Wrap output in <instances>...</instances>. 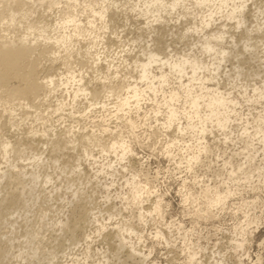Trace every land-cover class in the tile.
<instances>
[{"label": "bare ground", "instance_id": "obj_1", "mask_svg": "<svg viewBox=\"0 0 264 264\" xmlns=\"http://www.w3.org/2000/svg\"><path fill=\"white\" fill-rule=\"evenodd\" d=\"M31 1L0 0V129L4 124V126L9 124L11 127H16L30 122L28 130L17 136L16 141L7 137L0 140V159L3 161L0 164V194H2L0 195L2 197L0 227L8 221V217L5 216L8 214L6 210L28 209L27 201L32 200L36 185L42 181L45 185L53 181V173L44 169L49 161L53 162L55 169L58 165L61 166L60 163L62 164L61 173L66 175L64 177L69 185L75 182L79 185L85 184L82 179V164L76 161L72 166L67 165L64 160L60 161L59 157L50 156L54 152L59 153L63 149L80 150L81 154L96 158L92 148L97 147L101 152L115 158L114 161L110 159L96 170L94 177L97 179L98 174L108 173L109 169L113 172H120L117 167L123 170L135 169L130 160L125 163L127 155L133 153V150L121 133L120 126L117 125L125 122V125L132 130L136 121L128 117V114L133 110L137 112L143 105L141 102L147 99L152 100L151 110L154 115H163L161 122L163 129L160 132L162 134L166 132V136H169L167 131L174 126V130L182 134H178L172 140L164 139L163 145H160L161 152L177 165H183L188 172L193 171L199 161H202V153L207 152L209 147L205 138L207 132L216 129L227 136L232 133L235 121L246 118L244 125H241V136L237 139L241 144V150L236 152L244 159L243 164L247 163L246 168L243 169L241 165L236 167L232 160L226 159L224 161L226 171L222 174V181L213 187L204 185L200 189L190 190L187 179H184L181 184L182 190H179L183 204L192 199L194 204H197V211L201 210L203 218L216 219L217 213L223 210L226 200L238 194L239 182L252 183L255 176L256 179L262 177V181L259 179L262 185L248 187L253 191H259L262 186L264 188V176H262L264 173L263 4L258 5L256 0H37L39 4L45 2L49 10L58 9L57 16L52 22L33 17L32 19L34 9L29 5ZM249 1L254 3V9H250L254 18L250 26L247 24L246 12ZM114 8L120 9L124 15L127 11L132 12L142 20L143 25L139 30L148 33L143 35L141 32V35L127 39L132 46L136 44L139 47L138 53L133 56H131L133 47L122 49L120 51L122 55L111 52L120 61V65H115L113 60L116 59H113L108 61L105 70L100 66L101 55L104 52L98 49V46L102 44L107 47L108 42L104 40L103 30L115 23L108 17V12ZM81 14H84L85 21L80 18ZM173 20L175 23L181 21L187 23L179 33L181 37L188 35L193 37L191 45L185 52H179L176 48L174 50H170V47L162 48L161 45H157L160 40L154 37L147 39L149 33H155L159 25L168 24ZM19 29H21L20 33L17 32ZM9 30H12L10 37L3 34ZM113 33L119 41L123 39V37L119 38L120 33L117 30ZM86 38L88 42L82 45V41ZM139 43H143L144 46ZM246 53L260 62L262 71L257 69L253 78H258L259 83L250 84L249 81H245L250 76V70L244 71L241 65L242 57ZM127 56H131V63ZM76 58H80L79 62L84 68L88 62L91 63L87 68L94 70L93 78L100 81L101 86L95 88L90 87L89 82L87 84L83 69L76 70L77 68L73 66V61L80 64L75 60ZM231 58H235V61L237 59V63ZM44 60L52 66L44 67L45 70L41 71L39 67ZM58 60L63 67L57 69L53 65H56L55 62ZM23 61L27 64L24 65L25 67L20 64ZM227 62L232 63L230 70H227L230 72H225L230 88L222 89L220 69ZM121 65L130 66V73L135 74L122 75L123 79H121L118 75L120 73L118 68ZM111 68L114 70L111 71ZM40 72L44 74L40 76L42 74ZM14 79L19 80L20 84L12 86L9 90L6 89L10 86V80ZM239 81L241 84H238ZM239 85L238 92H243L240 95L248 104V109L256 110L259 105L260 110L253 113L249 109L243 116L239 111L243 104L234 94V89ZM59 90H63L67 97L59 96L55 104L50 103L43 108L45 99ZM158 96L160 102L156 99ZM93 113L97 115H93L89 127L85 124L81 125L80 120H77L78 116L86 118ZM4 115L8 117L7 121L4 120ZM51 115H56L58 119L47 118ZM64 118L74 121L64 130L49 129L46 125L50 121L59 122ZM182 121L184 124H181ZM38 122L42 128H37ZM109 122L117 125L111 127ZM156 135L157 132L152 131L148 133V138L152 139ZM184 135L188 136L187 140L183 139ZM174 140L177 143H173ZM34 144L36 147L41 144L51 153L44 157L45 151H35ZM259 144L263 146L261 150L263 156L259 163H255ZM179 166L176 168L179 169ZM140 172L141 170L136 168L135 173L131 174L133 179H126L132 194L119 195L122 203L136 210L132 213L142 222H147L145 220L147 217L164 218L169 207L164 195L155 188V184H151V179L148 180L147 176L144 181L140 180L139 178L143 177ZM68 174L73 176L76 174L77 178L74 176L75 178L70 179ZM197 192L199 195H195ZM152 194H155V198L148 204ZM107 197L109 198L108 195ZM259 200L257 195L251 200L242 199L243 204L241 203L237 210L242 212L243 219H239L232 227L230 245L235 250L242 249L245 254L248 253L251 244L253 228L258 227L261 221L260 216L256 214L249 216L246 210L251 203L255 204ZM95 208H83L82 213L78 214V220L72 223L73 216L71 218L67 216L61 221L56 220L55 224L51 223L57 227L58 232H61L59 233L61 239L57 235L50 234V238L48 236L46 239L42 233L47 217V211L43 209H39L43 213L38 211L39 220L36 217L38 220L36 223H25V229L20 234L13 232L16 220L8 221L12 226L11 230L2 231L3 227L0 230V264H4L7 259H10L7 264L12 263L11 259H15V264H90L89 260L94 259L95 256H97L94 259L97 260L96 264H146L153 245L148 252L143 249L147 237L142 235L137 225L125 220L111 225L109 222L105 223L106 219L98 214L99 211L95 212ZM212 209L217 210V213H212ZM20 212L19 216L22 215ZM117 212L120 215L121 211ZM114 213L108 214V221L115 216ZM200 213L196 215L200 216ZM26 217L25 220L28 222ZM86 218L93 226L92 232L89 233L83 232L87 227ZM181 224L180 222L174 225L178 226L177 234L183 244L182 263L205 264L204 260H200L199 255L206 250V247L201 246L198 240L192 243L189 230ZM172 226L171 224L170 227ZM154 229L153 235L157 243L169 244L172 241L162 228ZM166 229L170 232L168 225ZM79 231L82 232L80 237ZM62 233L63 236L67 235L65 236L67 243L64 242L65 238L62 241ZM90 233L102 236L105 240L99 253L93 254L91 251L93 241L90 243L92 239ZM133 236L137 241L133 240ZM108 237L110 238L107 241ZM82 239L84 251L79 250L80 253L75 254L77 252L74 253V250L79 248ZM15 241L18 248L14 245ZM13 247L17 248V253L13 252ZM71 254L74 256L71 260L68 259L65 263L64 260L58 262L60 258L64 259ZM257 262L259 263L255 264H262L259 258Z\"/></svg>", "mask_w": 264, "mask_h": 264}, {"label": "rangeland", "instance_id": "obj_2", "mask_svg": "<svg viewBox=\"0 0 264 264\" xmlns=\"http://www.w3.org/2000/svg\"><path fill=\"white\" fill-rule=\"evenodd\" d=\"M256 1L258 5L260 4L264 5V0H256ZM248 3H249L248 9L246 11L247 24H249L250 26L251 21L254 19L252 18L253 11H251L252 9H254L253 8L254 3L252 4V1H249ZM29 5L32 6V9H34L31 18L32 17L34 19L39 18L40 20L46 19L47 21L50 20L54 22L53 20H55L54 18H56L57 16L58 9L54 8L53 10H49L45 2L43 4H39L37 0H32L29 3ZM62 5L63 4L61 3L60 6ZM113 10L108 12V17L109 19H112L115 23H112L109 28H105L103 30L104 40L108 42L107 47L102 44L98 46L99 47L98 49L104 52V54L101 55L100 66L102 68H105V70L107 69L108 61L117 58L116 56L113 55V53H120L122 49H129L130 47L134 48V51L131 53V56H133L138 51L139 49L138 45L135 44L134 46H132L131 43L127 42V39H129L132 36L141 35L142 31H140L139 28L143 25L141 24L142 20L140 19L141 20L140 21L136 16L133 15L132 12L127 11V14L124 15V13L121 12L120 9L117 10L114 8ZM80 18L84 19V21L86 20L84 14H81ZM181 22L175 23V20H173L168 24L159 25L156 28L155 33L152 32L149 33L147 39H151V37H154L155 39L160 40L159 41L160 43L159 44L155 43V45L156 44L161 45L162 48H166V49L170 47V50L172 49L174 50L176 48L179 52L180 51L185 52L191 45L190 43L192 42L193 37L190 35H188L187 37H181L179 35L181 30H183L182 28H185L187 24L185 22L183 23V21ZM219 22L220 21H217V23ZM115 30H117L120 33L119 38L123 37L121 41H119L118 37L113 33V31ZM11 32L12 30H9V32L3 34L4 35L7 34L8 37H10ZM17 32L20 33L21 29H19V31ZM146 33L148 32L146 31L145 33L142 32L143 35ZM87 42H88V38L82 41V45H86ZM150 43H154V42H150ZM139 45L144 46L143 43H139ZM120 55L122 54L120 53ZM131 56L130 57L127 56L128 57L127 59L130 60L129 61L130 63L132 61ZM243 56L244 57H242L241 65L243 66L244 71L250 70L249 72L250 76L248 77L249 79L245 81H249L250 84H253L254 82L259 83L260 80L258 78L256 79L253 78H254V72L257 71V69L258 71H262V67L261 65H259L260 62L251 58L249 54L247 55V53L244 54ZM79 59L76 58L75 60L79 62ZM232 61L237 63L236 62L237 59L235 61V58H233ZM113 62L115 65H120V61H118L117 59L113 60ZM42 63L43 64L40 65L39 67L41 71L45 70L44 67L52 66L48 61L45 60ZM55 63L56 65H53L55 68L58 69L59 67H63V65L60 63V60H58ZM20 64L22 65V67H25L24 65H27L25 61L21 62ZM90 64L91 63L88 62L87 66L84 68L81 65V63L78 64L77 62L73 61V66L74 68H77L76 70H78L79 68L83 69V75L86 78L85 81L87 82V84L89 82L88 85L90 87L93 86L95 88H98L99 86H101V82L93 78L94 70L87 68L90 66ZM231 66L232 63L227 62L226 64L224 63L222 66L223 68L221 67L220 69L221 72L220 85L222 86V89L230 88V86L227 84L228 80H226L225 72L229 73L230 71L227 70H230ZM62 69L60 71H62ZM113 70L114 68H111V71ZM118 70L120 71V73L118 74L119 77H121L122 75H128V73H130V66L125 67V65H121L120 68H118ZM40 74L39 75L42 76L44 72H40ZM131 74L134 75L135 73L131 72L129 75ZM121 79H123V77H121ZM245 81L244 83H246ZM16 84L19 85L20 81L17 79L10 80L9 82L10 86L7 87L6 89L9 90L12 86H15ZM238 84H241V81H239ZM238 90H240V85L238 86V88L234 89L235 92L234 94H236L238 99L241 100L243 104V106L239 108V111L243 113L244 116L248 113L249 109L251 110V108L248 109L247 107L248 104L245 102L243 98H241L240 95V93L243 94V92L242 91L238 92ZM62 91L61 90L56 91V94L46 98L47 100L45 99L44 102L41 101L43 102L42 107L45 108L46 105L50 103L55 104L56 99L59 96L60 97L66 96V93ZM156 99H158V102L161 101L159 96ZM141 104L143 105L137 112L133 110L128 114V117L134 118L136 121L135 127L132 130L127 125H125V122L120 123L118 125L114 124L113 122H109V125L111 127H114L115 125H117L118 127L120 126V129L122 130L121 133H123L125 140L129 142L130 148H132L133 153L131 152L127 155L128 158L125 160V163H128L127 160H130V162L133 163L135 169L123 170L122 168L117 167L120 170V172H113L111 169H109L108 173L98 174V179H97L96 177H94L96 170L100 169V166L105 165V163L108 162L110 159L113 161L115 160V158L109 156L106 153L101 152V149L97 147L92 148L93 154L95 155L96 158L93 157L89 158L86 155L81 154L82 151L71 150V149L70 150L63 149L62 152L59 151V153L54 152L50 154V156L54 158L59 157L61 159L60 161L64 160L65 164L70 166H72L73 165L72 163H75L76 161L82 164L81 168L83 174L82 173L81 174L83 177L82 178L83 183L85 184L79 185L78 183L75 182L74 184L69 185L68 181L65 179L66 175L61 173L62 164L60 163L61 166L58 165V168L55 169V167H53L54 165H52L53 162L47 161L48 162L47 166H45L44 169L46 171L48 170V172L53 173V177H54L52 178L53 181L49 182L47 185H45L43 181L39 182L36 185L32 200L27 201V207L29 208L28 209L26 208V210L28 211L26 212L24 208L22 209L20 208L21 210L19 211L17 209L6 210V212H8V214L5 215L6 217H8L7 220L10 222H14L16 220L14 224L15 229L13 230V232H16V234L17 233L20 234L25 229L26 226L25 223L31 222V224H33L39 220L38 211L39 213H43V211L45 212L47 211L46 212L47 217L45 218L44 221L45 225L42 228L43 232L42 231L41 232L45 235V238L48 236L50 238V235L52 236L57 235V237L60 238L61 234L59 233L61 232L60 231L58 232V230L56 229L57 227L51 223L54 222L55 224V222L61 221L65 219V217L67 216L69 218L73 216L74 218L73 217L71 218V223H72V221L74 222L75 220H78L79 218L78 214L82 213L83 208L92 209V207L93 208L96 207L94 211L95 212L99 211L98 214L106 219L104 220L105 223L109 222L111 225V224H116L119 221L125 220L127 222H132L137 225L140 231H142V235L147 237L148 240V241L146 240V242L144 243L145 246L143 247V249L146 252H148L149 248L152 247L153 245L152 253L150 257L146 260V264H183L182 258L184 257V253L181 249L183 244L180 240L179 234H177L178 231L177 225L180 222L182 223L181 225L184 226L185 229L189 230L188 233L189 235L192 236L190 238L192 243L198 240V243L201 246L206 247V250L199 255L201 258L198 256L201 261L204 260L203 262L205 264H255V263H259L257 262V258H259L261 260V263L264 264V188L262 186V188H260L261 190L259 189V191L257 190L253 191L250 187H248L252 185H262V182L259 181V179L261 181L263 180L262 177L256 179V176L254 175L255 177L252 179L253 182L251 180L252 183L243 182V181L239 182L238 186H240L239 187L240 190L238 191V194L232 195L226 200L225 202L226 204L223 207V210H221V212L218 214L217 210L212 209V213H217L216 219L203 218L202 213H200L201 210L197 211L196 208L197 204H194L192 199L186 201L183 204L181 201L182 196L181 193L179 192V190H182L181 184L184 179H187L188 189L190 190L200 189L204 185L210 187L219 185L223 178L222 174H225L226 171L225 170L226 166L224 165V161L226 159L232 160L236 167L237 165H241L243 169L246 168L247 163L243 164L244 159L239 154H236V152L241 150V144L237 142V139L239 138V136H241L242 133L241 125H244V121L246 118L242 119L241 121L238 120L235 121L234 126L232 127V133L228 134L227 136H225L222 131L220 132L216 129H214V131L212 132H207L205 137L206 142H208L209 145L207 152L202 153V157H201L202 161H199V163L196 165V167L193 169L192 172H188L185 171L183 165L179 166L174 161L169 160L167 155L161 152V147H160V145H163L164 139H166V141L172 140L175 139V137H177L178 134L179 135L182 134L179 131H175L174 126H172L167 131L170 137L166 136V132L162 134L160 131H162L163 129V126H161V122L163 121L162 120L163 115L160 114L158 116L154 115V113L151 110V107L153 106L152 100L147 99L141 102ZM257 107L258 108L256 110H251V111L255 113L256 111L261 109L259 105H257ZM93 115H97V113H93L91 114V116L86 118L79 117L77 115L78 116L77 120H80L81 125L85 124V126L89 127L90 124L92 123ZM3 118L6 121L8 119L6 115H4ZM47 118L54 120L58 119L56 115H51L48 116ZM64 119H60L59 122L50 121L46 125L48 126L49 129L56 128L55 130L60 131V129L64 130L65 127H68L70 124L74 123V121L71 122L72 120L70 118L69 119L64 118ZM157 119L159 121H157ZM29 123L21 126L16 125V127H11L9 124L6 126H4L5 124L2 125L3 127L0 129L1 130L0 140H4L7 137L9 139H12L13 141L14 140L16 141V139L19 136H21L22 132H26L28 130ZM36 124H38L37 128H42V126L39 125V122ZM181 124H184V122L182 121ZM152 131H156L157 135L151 139L148 138V133ZM183 139L187 140L188 136L184 135ZM174 142L177 143L176 140H174L173 143ZM33 147H35L36 150L35 149L34 150L37 152L44 150L45 151L44 157L47 154L49 155V153H51V151L47 152L46 151L47 149L43 147L41 144L37 145V147L36 145ZM257 147L259 149V152L255 157L256 158L255 163H259L263 156V153L261 151L263 148L262 144L257 145ZM95 159L96 161H94ZM2 163L3 161L0 159V164ZM43 165H45V162L43 163ZM176 166L177 167L179 166L180 168L177 169ZM136 168L138 170H141L140 174L141 176L143 175V177L139 178L140 180L144 181V179L146 178L145 176H147L148 180L151 179L150 181L151 184H155L154 185L155 188L160 190V193L164 195V200L169 205V207H167L166 209L167 211L164 214V218H160L159 216L147 217L145 219L147 222H142L137 218H135L134 214L132 213V211L136 212V210L131 209L130 206H125V203H122L120 199L121 197L119 195L132 194L130 191V185L126 184V179H130V180L133 179L131 177V174L135 173ZM76 174H74L75 177ZM67 176H70V179L75 178L73 174H68ZM85 176L87 179L85 178ZM262 176H264V173L262 174ZM90 180L91 182H89ZM198 193L199 192H197L195 195H199ZM0 195L2 196V194ZM107 195L109 196V198L107 197ZM255 195L259 197L260 199L259 202H256L255 204L251 203V206L246 210V212L249 216H253L254 214L260 216L261 221L258 227L253 228L254 233L251 237V244L248 247V253L245 254L242 249L235 250V248H233V246L230 245L229 239H231L232 237V227L234 223H237L239 219L241 220L243 219L241 217L242 212L240 210H237L238 206L241 203L243 204L242 199L251 200L252 197ZM1 196H0V201L2 199ZM154 198H155V194H152L150 196V201L148 204H150L152 202V199ZM31 205H33L34 207ZM39 209L41 210L43 209V211L40 212ZM117 211H121L120 215L117 214L119 213ZM19 212L20 215L22 214L21 216H19ZM110 212H115L114 213L115 216L109 219L108 221L107 220L108 214ZM196 213H200L201 215L197 216ZM26 215L28 218L26 217ZM25 217L29 220L28 222L27 220H25ZM36 217L38 218V220ZM103 218H101V220ZM8 221L4 224V226L0 227V230L2 227H3L2 231L11 230L12 226L8 224ZM86 222L87 223H85V225L87 227L83 230V232L84 233L92 232L93 226L91 222L89 223L88 218H86ZM171 224L173 225L172 227H170ZM167 225H168V230L170 232H168L166 229ZM156 227L162 228L164 232L169 234V237L172 240L169 244H164L161 242L157 243L155 241L153 232L155 230L154 228ZM79 234H80L79 237L82 236L81 231H79ZM65 236L67 235L65 234L63 236L62 233V241L65 238ZM90 237H92L90 243L91 241H93L91 246L92 253L93 254L94 252L99 253L100 252L99 250L102 248V246H104L105 243L104 238L94 233L93 234L90 233ZM109 238L110 237L107 238V241L109 240ZM133 240H136L134 236H133ZM80 241H81L80 245L82 246V242L84 243V241L83 239ZM64 242L66 243L68 242L67 237L65 238ZM66 243L65 246H67ZM14 245L17 247L18 245L17 241H15ZM80 245L79 248H77V250H74V253L77 252L75 254H79L80 253L79 250L84 251L85 246L81 247ZM16 247L12 248L14 250L13 251L14 253H17L16 251L18 247L17 248ZM67 251L69 252V250ZM217 252H219V254ZM73 254L67 255V257L65 256L64 259L60 258L58 262L61 261L63 262L64 260L65 263V261H67L68 259L71 260V258L74 257ZM95 258H97V256H95L94 259ZM94 259L89 260V263L96 264L97 260L95 261ZM7 260L4 261L5 262L4 264H7L10 259L8 261ZM11 262H12L11 264H15V259L14 260L11 259Z\"/></svg>", "mask_w": 264, "mask_h": 264}]
</instances>
